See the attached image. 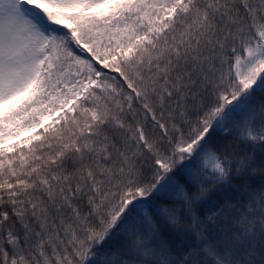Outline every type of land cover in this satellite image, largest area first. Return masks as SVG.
<instances>
[{
    "label": "snow or ice",
    "instance_id": "6c2138e0",
    "mask_svg": "<svg viewBox=\"0 0 264 264\" xmlns=\"http://www.w3.org/2000/svg\"><path fill=\"white\" fill-rule=\"evenodd\" d=\"M0 264H264V0H0Z\"/></svg>",
    "mask_w": 264,
    "mask_h": 264
}]
</instances>
